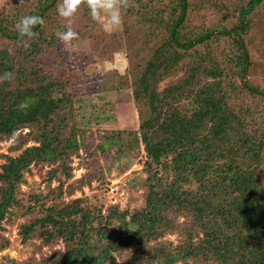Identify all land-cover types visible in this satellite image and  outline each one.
Wrapping results in <instances>:
<instances>
[{"label":"trees","instance_id":"1","mask_svg":"<svg viewBox=\"0 0 264 264\" xmlns=\"http://www.w3.org/2000/svg\"><path fill=\"white\" fill-rule=\"evenodd\" d=\"M59 2L0 6V76L11 74L0 79V145L14 139L9 152L22 151L0 155V249L9 245L4 222L26 219L18 227L22 242L64 244L28 264H106L129 245L145 246L177 231L174 212L187 219L186 243H163L148 264H264V81L258 77L264 72L258 65L264 63V0H120L128 57L143 58L130 88H110L107 75L71 68L56 35L62 31ZM29 15L43 23L33 28L34 36L21 37L15 24ZM198 19L202 24L195 25ZM65 61L69 72L59 78L49 66L65 69ZM88 90L95 94L85 99ZM127 90L138 127L125 143L123 135L132 133L108 132L94 111L112 107L114 96ZM90 130L100 154L115 147L126 157L134 141L142 148L149 173L145 210L113 205L101 215L85 198L67 202L92 184L82 177L65 187ZM29 142L34 145L26 147ZM32 166L51 170L47 192L31 194L26 205L21 186ZM54 179L59 186L52 189ZM96 239L111 244L100 253Z\"/></svg>","mask_w":264,"mask_h":264},{"label":"rangeland","instance_id":"2","mask_svg":"<svg viewBox=\"0 0 264 264\" xmlns=\"http://www.w3.org/2000/svg\"><path fill=\"white\" fill-rule=\"evenodd\" d=\"M9 1L11 0H0V6L6 5ZM120 11L121 24L110 33H105L99 24L90 18L82 5L70 20L59 16L62 31L71 27L77 33V36L69 45L65 46L61 43L65 57L69 60L72 59L71 68L77 73L94 71L97 75L100 73L107 75L106 82L110 88L121 83L125 88H130L132 77L134 76L133 69L143 63V58L138 57L133 60L128 57L127 35L125 34L126 21L122 7ZM194 24L200 25L202 22L198 19ZM57 59L64 61L61 54ZM44 61L46 63L49 62L47 58ZM65 64V69L57 65H50L49 68L56 72V76L60 78L69 72L67 70L68 68L70 69L68 62L65 61ZM77 76L80 77V74H77ZM258 77H261V81H264V72H259ZM253 79H255V76H253ZM174 81L175 78L164 81L161 84V88L165 89ZM110 88L106 89L110 90ZM93 92V90H88L84 98L89 99L91 94H95ZM103 96H108L107 99H109L111 95L106 93ZM113 102L114 105L112 107L109 105L100 109L99 112L94 111V115L104 118L108 132L113 129L132 133L128 136L123 135L122 140L126 143L133 138V133L138 127V114L136 113L132 91H121L118 96H114ZM26 132V130L22 131L23 134ZM13 142L14 139L2 142L0 155L19 156L22 151L9 152ZM33 145V142H29L26 147ZM100 145L96 132L90 130L85 133V142L80 156H75L72 159V167H74L72 171L73 177L65 184V187L77 179H82V177L90 180L92 184L89 187H84L81 191H76L71 198L67 199V202L85 198L88 201L89 208L101 215H104L106 209L113 205L118 206L120 211L127 210L130 213L145 210L146 197L149 192V173L145 170V157L143 156L142 148L134 141L131 149L127 150L125 157L120 154V149L115 147L107 153L100 154L97 151ZM4 162L5 160L0 158V172ZM50 170L51 167L48 166L42 169L32 166L31 173L25 174L26 183L21 186L22 195L20 198L23 199L26 205L31 201V194L47 192V179ZM260 178L264 186V170L262 174L260 172ZM58 186L59 182L57 179L52 180L50 187L55 189ZM173 214L176 221L175 225L178 226L177 231L170 230L164 238H159L156 235V238L145 246L129 245L124 250L113 253V258L106 264H148L152 262L150 257L153 256V253L155 251L160 252L163 243H171L173 248L183 247L186 243L187 232L184 231V224L187 219L181 214H175L174 212ZM25 220L18 219L15 223L4 222V227L6 228L4 236L9 245L0 249V264H28L30 261L39 263L50 256L53 251L64 248L62 241L52 246H45L38 239H33L26 243L22 242L18 227ZM118 224V222H115L109 227L111 233L117 231ZM169 224H171L170 220ZM129 227L135 228L132 224ZM130 234L125 230L124 237ZM200 236L202 237L203 235ZM194 239L197 241L196 237ZM95 241L98 244L100 253L111 244V239H96ZM177 264L184 263L177 262Z\"/></svg>","mask_w":264,"mask_h":264},{"label":"clouds","instance_id":"3","mask_svg":"<svg viewBox=\"0 0 264 264\" xmlns=\"http://www.w3.org/2000/svg\"><path fill=\"white\" fill-rule=\"evenodd\" d=\"M84 4L88 9L90 18L99 24L100 28L105 33H110L116 30L121 24V4L120 0H60L56 11L61 18L69 19L78 11L81 4ZM43 20L38 15H29L21 17L15 24L17 33L21 37H32L35 35L33 28L42 24ZM57 39L65 46L69 45L77 36V33L71 27L63 31L57 32ZM10 73L5 72L0 79H7ZM27 105L21 103L20 108H25Z\"/></svg>","mask_w":264,"mask_h":264}]
</instances>
